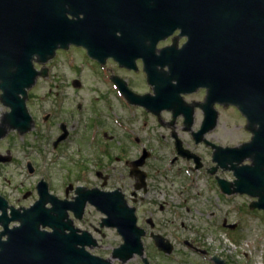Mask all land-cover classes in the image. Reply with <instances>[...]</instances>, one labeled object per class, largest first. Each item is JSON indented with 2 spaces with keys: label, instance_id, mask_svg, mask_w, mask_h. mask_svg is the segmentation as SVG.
Wrapping results in <instances>:
<instances>
[{
  "label": "water",
  "instance_id": "1",
  "mask_svg": "<svg viewBox=\"0 0 264 264\" xmlns=\"http://www.w3.org/2000/svg\"><path fill=\"white\" fill-rule=\"evenodd\" d=\"M71 1L0 0V101L11 109L1 122L0 139L10 128L22 134L32 129L33 119L26 105L28 90L39 75H47V70L36 71L34 58L38 56L39 62L46 63L59 46L67 48L71 42H83L67 35L70 21L66 11ZM112 1L123 11L130 6L149 11L143 20L122 24L125 33L152 41L149 59L146 53L140 56L145 59V69L156 95L139 96L123 85L132 103L155 114L163 110H172L175 116L183 113L186 123L192 125L194 107L188 106L180 94L206 88V101L199 105L205 112V120L202 131L195 134L198 141L217 126L215 104L238 107L248 119L253 138L240 147L216 146L215 160L222 167L231 164L235 171V189L226 191L260 197L254 207L264 210V194H261L264 185V0ZM177 30H181V37H188L187 43L180 49L174 44L156 55L158 43ZM128 55L123 52V59ZM165 65L169 71L158 70V66ZM63 129L56 146L67 137L66 125ZM178 150L187 154L181 147ZM248 158L253 165H241ZM7 160L0 157V162ZM29 169L33 172L31 164ZM38 190L39 200L21 210L9 206L0 195V224L6 229L0 237L8 235L7 241L0 238V264H110L78 248L77 241L70 244L65 231L72 228L65 220L68 211L83 213L89 201L109 216L110 225H118L121 208L118 202L113 206L112 200L97 192L81 194L73 203L60 200L49 193L45 181L39 183ZM48 204L52 207L48 208ZM123 208L122 216H131V223L136 224L133 212ZM12 222H19L20 226L9 229ZM47 227L53 232L42 230ZM143 234L139 230V242L133 243V251L142 253ZM158 245L171 251L167 244L158 242ZM215 260L217 264H227L220 258Z\"/></svg>",
  "mask_w": 264,
  "mask_h": 264
},
{
  "label": "flooded vegetation",
  "instance_id": "2",
  "mask_svg": "<svg viewBox=\"0 0 264 264\" xmlns=\"http://www.w3.org/2000/svg\"><path fill=\"white\" fill-rule=\"evenodd\" d=\"M145 14L149 15V11H144L140 7L133 6L127 7L123 11L112 0H72L66 11V17L70 21L67 35L69 38L77 37L83 40V42L80 44L71 42L67 48L59 46L52 59L57 56H65L77 71H82L79 70L80 61H82L81 65L86 61H92L95 68H100L99 73L102 82L109 87L107 88L108 92L104 90L100 100L109 102L113 98L130 110L136 107V109L142 110L144 114L154 117H160L161 114L167 112L172 117L171 126H175V128L181 126V130L188 133L196 148L191 150L186 146L183 137L178 132L170 130L171 134L169 133V136L172 139L176 156L169 162L170 167L164 171L163 177L160 178L159 174H154L155 171L153 169L155 166L150 167L148 164L152 158V153L146 147L143 148L140 155L130 158L127 155L130 147L129 144L122 146V142L118 140L117 143L120 144L118 148L120 156H116L114 160L110 159V162L113 164L119 162L125 167V173L121 172L118 177L110 173L108 168L98 167L92 178H83L74 183H69L67 188H65L66 196L68 197L65 200L73 203L81 194L85 195L97 192L102 197L112 200L113 206L115 201L118 202L121 207L120 217L117 219L119 220V224L110 225L111 219H109V216L88 201L83 213L68 211V218L65 222L70 223L72 230L68 229L65 233L68 235L70 244L74 245L73 240H75L78 242V248L84 249L95 257L109 261L110 264H156L155 258H162L164 263H170L172 259H177L178 263L191 264L190 262L192 261L187 260V258L192 259L191 255L202 257L206 261H197L193 262V264H202L204 262L206 264H216L215 258H218V255H214L200 242L188 239L182 240V243L175 242L166 235V232L171 231L172 223H169L165 211L171 206V203H173L174 208H180L181 206L173 199H182L186 195L190 196L194 188L198 196H209L210 199L216 197L227 202L235 196L234 193L230 194L226 191V189L234 190L235 173L231 169V164L228 167H222L215 160L216 146L219 145L208 139L209 133L214 129L205 133L199 141L195 137V134L203 129L205 112L199 105L206 99V89L200 87L191 93L180 94V97L188 106L194 107L192 125L186 123L183 113L175 116L172 110H163L159 114H155L143 106L133 104L128 94L124 91L123 85L136 95H156L155 87L150 84L149 75L145 69V59L143 56H140V53L143 55L146 53L147 59H149L151 51L149 47H151L152 41L148 37L146 40L139 35L125 33L122 26L124 22L143 20L146 17ZM147 19L149 21L148 17ZM185 42L186 38L180 36V31H176L171 37L158 44L155 54L159 56L164 47L173 44L181 47ZM144 48L147 50H142ZM123 52L129 54L125 59L122 57ZM124 62L129 64V66L125 65ZM38 64L43 63L39 62V57L36 56L34 58V67L38 72H42L44 68L42 70L37 69ZM158 70L165 73L169 71V67L168 65L164 67L158 66ZM138 75H142L146 83ZM72 85L78 86L80 83L76 82L72 83ZM143 85H149L151 90L140 91L139 88ZM215 107L217 108L218 105L216 104ZM196 112L199 113L200 120L197 127H194ZM51 118L52 112L45 115L43 120L49 122ZM57 125L58 131L54 139L55 141H53L55 150L61 149L65 145V142L69 141L72 137V129L66 122H61ZM64 125H66L65 131H67V137L56 146L58 139L64 134ZM102 135L98 136L97 139L99 153L106 151L107 148L109 149L114 140V136L109 135L106 131ZM178 147L187 151V154L180 153ZM180 160H185L190 172L197 175L195 179H192L193 182H189L190 179H186V177H181L180 171L183 169L182 167L180 170L174 171V166L176 167ZM99 164L98 162L97 165ZM244 164L252 166V159L248 158ZM188 183H191L192 186L189 187ZM261 190V194H264V185ZM37 193L39 195L38 188ZM239 196L250 200L248 205V212L250 214L264 218V211L254 208L255 203L260 197H253L250 194ZM162 198L163 200H161ZM8 204L15 207L9 201ZM49 207H52V205L50 204ZM123 207L130 210L128 213L133 212L132 215L136 218V224L131 223V216H122V210L125 211ZM154 207H157L159 212H155ZM15 208L21 210L26 207ZM90 209L95 210L99 215L92 214ZM8 215L11 217L10 209H8ZM207 217L210 219V230L215 229V227L219 228L220 225V228L230 230L232 225H234L227 218H224L220 224L217 222L214 225L216 217L214 213H209ZM18 226H20L19 223L12 222L9 225V229ZM42 230L53 232L48 227L42 228ZM139 230L144 232L141 237L143 245L142 253L133 251L132 249L133 243L138 244L139 242ZM5 231V227L0 224V234ZM109 234H112L116 243L105 244ZM0 238L1 241H7L8 235ZM156 238L160 240L158 241ZM158 242L164 245L167 244L171 248V251L168 252L167 250L160 249ZM181 244L183 245V249L179 248ZM176 254H180V259L174 257ZM219 257L224 258L223 256ZM224 259L227 263L233 264L227 257Z\"/></svg>",
  "mask_w": 264,
  "mask_h": 264
},
{
  "label": "rangeland",
  "instance_id": "3",
  "mask_svg": "<svg viewBox=\"0 0 264 264\" xmlns=\"http://www.w3.org/2000/svg\"><path fill=\"white\" fill-rule=\"evenodd\" d=\"M81 62L79 70L82 71L73 68L65 56L38 64L39 70L48 68V76L38 77L28 91L27 105L34 118V126L26 134L9 130L0 141V155L9 158L7 163H0V194L15 207L28 208L39 199L37 184L42 179L49 183L51 193L66 199L65 188L69 183L92 178L98 167L108 168L110 173L119 177L121 172L125 173V167L119 162H110V159L120 156L118 140L122 146L129 144L127 155L130 158L140 155L146 147L152 153L148 164L155 166L154 174H159L160 178L176 156L170 130L178 132L191 150L196 148L181 126H171L169 113L154 117L136 107L130 110L113 98L109 102L100 100L104 90L108 92L109 88L101 80L100 68H95L92 61L83 65ZM142 80L146 83L144 77ZM76 82L80 85L73 86L72 83ZM139 89L151 90V87L143 85ZM216 109L219 112L218 125L209 133L208 139L224 147H239L250 140L252 134L247 129V119L237 107L218 105ZM8 111L0 102V123ZM50 112L51 121L45 122L43 117ZM199 120L200 115L196 112L194 127ZM61 122H66L72 129V137L61 149L55 150L53 141L58 131L57 124ZM105 131L113 135L114 140L109 149L99 153L97 139ZM29 163L35 168L33 173L29 172ZM181 167V177L193 182L197 175L190 172L185 160H180L174 171ZM188 186H192L191 183ZM173 200L181 206L174 208L170 202L171 206L165 211L169 223H172L171 231L166 235L173 241L182 243L188 239L200 242L214 255L227 257L233 264H264V218L248 212L250 200L239 195L229 202L216 197L210 199L209 196H198L195 188L190 196ZM154 209L159 212L157 207ZM90 212L98 214L93 209ZM209 213L216 215L214 225L227 218L238 226L235 230H224L221 225L210 230ZM114 243L115 238L109 234L105 244ZM179 248L183 249V245ZM174 257L180 259V254ZM191 257L187 258L191 264L205 261L199 256ZM155 261L156 264H181L177 259L170 263H164L162 258H155Z\"/></svg>",
  "mask_w": 264,
  "mask_h": 264
},
{
  "label": "bare ground",
  "instance_id": "4",
  "mask_svg": "<svg viewBox=\"0 0 264 264\" xmlns=\"http://www.w3.org/2000/svg\"><path fill=\"white\" fill-rule=\"evenodd\" d=\"M232 167V166H231Z\"/></svg>",
  "mask_w": 264,
  "mask_h": 264
}]
</instances>
